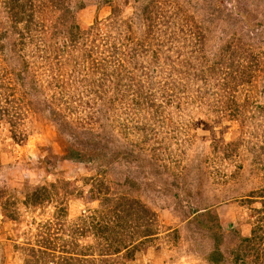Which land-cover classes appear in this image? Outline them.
I'll return each mask as SVG.
<instances>
[{
    "label": "rangeland",
    "instance_id": "rangeland-1",
    "mask_svg": "<svg viewBox=\"0 0 264 264\" xmlns=\"http://www.w3.org/2000/svg\"><path fill=\"white\" fill-rule=\"evenodd\" d=\"M0 264H264V0H0Z\"/></svg>",
    "mask_w": 264,
    "mask_h": 264
},
{
    "label": "trees",
    "instance_id": "trees-1",
    "mask_svg": "<svg viewBox=\"0 0 264 264\" xmlns=\"http://www.w3.org/2000/svg\"><path fill=\"white\" fill-rule=\"evenodd\" d=\"M105 194V193H104Z\"/></svg>",
    "mask_w": 264,
    "mask_h": 264
}]
</instances>
